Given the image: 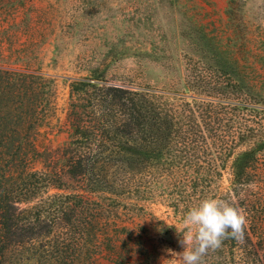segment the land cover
Returning a JSON list of instances; mask_svg holds the SVG:
<instances>
[{
	"label": "trees",
	"instance_id": "obj_1",
	"mask_svg": "<svg viewBox=\"0 0 264 264\" xmlns=\"http://www.w3.org/2000/svg\"><path fill=\"white\" fill-rule=\"evenodd\" d=\"M210 51L174 91L116 86L95 72L74 80L70 139L55 153L35 142L54 80L0 69V264H91L104 245L114 249L104 244L108 219L74 182L125 202L143 196L145 174L172 187L185 215L193 196L196 206L215 198L246 214L243 239L224 240L204 264H264V94L240 62ZM225 172L229 187L212 189Z\"/></svg>",
	"mask_w": 264,
	"mask_h": 264
},
{
	"label": "rangeland",
	"instance_id": "obj_2",
	"mask_svg": "<svg viewBox=\"0 0 264 264\" xmlns=\"http://www.w3.org/2000/svg\"><path fill=\"white\" fill-rule=\"evenodd\" d=\"M211 49L240 62L264 94V0H0V69L54 80L35 138L41 151L55 153L70 139L74 80L95 72L116 86L174 91L189 68L213 57ZM229 179L225 172L212 189L224 192ZM138 180L143 196L116 203L107 189L89 196L74 182L75 193L90 209L104 208L108 219L104 244L114 249L104 245L91 264H180L183 201L176 208L172 187L153 174ZM191 199L186 205L195 207L197 197Z\"/></svg>",
	"mask_w": 264,
	"mask_h": 264
},
{
	"label": "clouds",
	"instance_id": "obj_3",
	"mask_svg": "<svg viewBox=\"0 0 264 264\" xmlns=\"http://www.w3.org/2000/svg\"><path fill=\"white\" fill-rule=\"evenodd\" d=\"M247 224L246 214L232 204L215 198L202 200L186 213L184 229L177 230L184 249L176 253L180 264H204L203 258L210 250L220 249L224 240H242Z\"/></svg>",
	"mask_w": 264,
	"mask_h": 264
}]
</instances>
